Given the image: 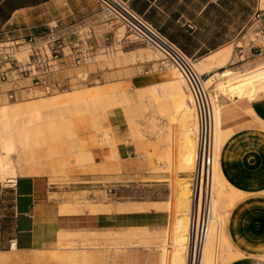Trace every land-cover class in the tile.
<instances>
[{
    "label": "crops",
    "instance_id": "1",
    "mask_svg": "<svg viewBox=\"0 0 264 264\" xmlns=\"http://www.w3.org/2000/svg\"><path fill=\"white\" fill-rule=\"evenodd\" d=\"M124 1L149 21L157 22L160 26L166 22H174L176 29L193 35L198 29L193 22L202 18V15L207 13L208 6L217 3L218 0ZM53 23L64 29L84 27L91 30L93 32L91 42L95 52L107 44L105 37L111 38L112 41H108L110 45L116 42V22L106 18L102 7L94 0H0V37L2 38L19 39L37 35L45 32ZM263 72L264 69L256 76L245 80L240 76L225 79L219 84L215 95L218 102L228 93H236L237 96L232 102L222 107L220 105L218 108L219 157L221 154L218 173L240 197L230 207L233 208L229 213L227 232L225 219L224 234L232 246L234 255V258L225 264H264ZM118 88H121V92H125L130 86L126 84L113 87L96 86L91 88L95 90L94 92L87 91L82 94L71 92L60 96L58 100L63 104L81 103L87 99L89 101L92 98H99L93 94H109ZM185 95L187 94L178 96ZM170 100H173L178 108L177 119L182 126V166L190 169L192 154L187 152V149L191 146L192 138L183 133L188 131V126L182 125L180 116L182 112L189 110V105L185 99ZM124 112L110 114L105 124V127L111 130L116 142L118 160L115 162L109 160L114 153L113 149L102 146L98 135L90 126L83 123L80 127L81 147L91 154L95 167L112 169L115 166L120 169L119 174L115 176L104 175L98 178H119L122 188H129L133 186L131 184H137V187L169 186L173 173L165 171L166 166L159 160L166 146L160 143V137L156 135L150 137L144 132V129L150 126L151 120L157 121L159 126L161 124L156 106L148 112H143L142 115L138 114L137 118L131 121ZM33 127L15 132V151L17 144L24 147L18 152L24 153L27 150V140ZM52 128L53 126L48 127V133H53L49 130ZM12 170L14 180L7 182L13 184H3V163L0 159V244L5 245L4 248H0V264H60L58 240L59 244L62 242L68 244L75 236L84 237L82 233L68 232L73 228H91L100 231L124 229L120 238L127 237L126 234L142 233L140 229L161 230L169 224L168 211L176 209L168 206L167 209L162 210L159 207L169 204L177 205L178 208L179 204H186L184 198L187 196V184H184L176 192L172 203L122 201L115 204H88L83 208L68 204L61 209L66 204L63 201L64 193L55 191L46 175H23L17 178L13 166ZM35 172L42 174L43 170H35ZM109 187L113 189L116 186ZM156 205H158L157 209ZM176 213L179 212H174L175 218L165 234L186 229L187 219L184 217L176 219L179 217ZM230 239L238 246L237 250ZM13 240H16L17 248L9 250L10 242ZM157 251L161 252L158 262L161 264L162 249ZM69 253L65 254L69 255ZM82 259L85 260L79 256L78 261L76 259L77 263L82 264ZM152 260L155 264L156 258L153 257ZM128 261L122 259L120 264H129ZM137 264H143L141 259L137 260Z\"/></svg>",
    "mask_w": 264,
    "mask_h": 264
},
{
    "label": "rangeland",
    "instance_id": "2",
    "mask_svg": "<svg viewBox=\"0 0 264 264\" xmlns=\"http://www.w3.org/2000/svg\"><path fill=\"white\" fill-rule=\"evenodd\" d=\"M258 7L264 8V0H218L217 3H211L208 6V11L202 15V18L193 22L198 29L193 34L192 42L188 43L185 39L179 38L180 42L192 52V56L189 58H191L192 63L197 64L198 72L206 75L207 84L211 85L214 95H216L219 84L228 79L222 78L221 72L230 70L238 74H251L252 71L258 73L264 69V54L256 57L248 55L241 60L239 55V57L236 56L235 49L240 31ZM115 22L117 28L116 42L111 45L106 42L107 44L98 52H94L84 69L73 72V75L80 71L86 73L88 80L85 83L55 94L36 93L18 102L0 98L1 106H9L35 101L41 103L43 99L46 101L57 100L60 96L67 95V93H60L67 91H73L74 94H82L87 91L94 92L95 90L91 88L96 86L113 87L119 84L130 86L129 90L125 91L126 94L128 93L126 96L121 95V88H118L109 94H93L99 99L101 98L98 103H82L80 105V102H72L62 105L65 108L60 106L59 110L47 108L35 112L37 117L33 118L34 124L32 126L34 127L31 129L27 140V150L24 153L18 152L24 147L17 144L11 161L17 172V178L23 175H46L54 190L64 193L63 201L66 204L61 209L68 204L83 208L88 204H115L122 201H165L172 203L179 188L184 184L189 185L194 170L196 122L191 96L187 94L169 97L163 88H155V92L153 87L146 84L137 88L138 83H147L151 77L169 72V69L174 67L163 61L162 55L151 46L135 41L133 36L130 37L120 22ZM128 37L129 39H127ZM111 41L110 38L109 42ZM108 46L110 48L106 49ZM201 52L207 53L200 56ZM163 62L165 63L162 64ZM162 66L164 67L161 69ZM235 97H237L235 94L228 93L226 97L220 98L219 105L222 107L224 104L232 102ZM172 98L185 99L189 105V110L182 112L180 116L182 125L188 126V131L183 133L192 138L191 146L187 149V152L192 154L190 169L182 166V126L177 119L178 108L174 101L170 100ZM118 102L123 104L124 113L130 121L136 119L138 114L142 115L143 112H148L153 106H156L161 124L159 126L157 121L151 120L150 126L144 129V132L150 137L154 135L160 137V143L166 146V150H162L159 160L166 166L165 171L173 173L169 180V186L137 187V184H131L133 186L129 188H122L119 178H98L104 175L115 176L119 174L120 169L115 166L112 169H97L93 164L91 154L85 152L81 147L79 130L83 123L90 126L98 135L100 144L113 149L114 153L109 160L117 161L116 142L111 130L106 128L105 124L108 116L115 113L112 108ZM49 126H53L52 129H49L53 131L52 134L48 133ZM217 136L219 138V131ZM219 148L220 140L219 147L216 148L215 168L217 157L218 161L221 159ZM35 170H43V173L38 174ZM215 170L214 177L217 176L215 179L225 183L226 180L218 173L219 169ZM2 183L13 184L6 181ZM109 186H116L112 189L113 195L107 193V190L111 189ZM220 188L216 189L214 184V197L215 192H221L219 199L216 200V207L217 213L219 211V213L224 214L216 216L217 218L220 217L219 220L226 219L227 232L229 213L233 208L230 207L239 196L229 184L227 186L222 185ZM115 193L116 195H114ZM184 199L186 204H179L178 208L177 205H173L172 207L176 210L168 211L170 221L167 227L161 230L140 229L143 233V237L140 239L120 238L125 231L124 229L100 231L91 228H73L72 231L68 232L82 233L84 237L75 236L68 244L64 242L59 244L58 240L57 249L60 255L58 261L60 264H78V257L82 256L85 258V260L82 259V264H120L122 259L129 260V264H137L138 259H141L143 264H153L152 258L155 257V264H158L161 252L157 250L162 249L161 264H189L187 217L179 216L176 218L184 217L187 219L185 230L165 234L169 231L170 224L175 218V211L181 214H187L189 211L188 193ZM224 221L221 222L225 228ZM216 226L214 223L213 228ZM145 232L148 234L145 235ZM140 240L143 242L141 243ZM225 240L224 247L222 246L219 251L222 254L219 255L222 258L219 264H225L234 258L232 246L227 239ZM232 244L237 250L238 246L233 242ZM4 247L5 245L1 243L0 248ZM9 250H11L10 246ZM66 252H70L69 255H66Z\"/></svg>",
    "mask_w": 264,
    "mask_h": 264
},
{
    "label": "built area",
    "instance_id": "3",
    "mask_svg": "<svg viewBox=\"0 0 264 264\" xmlns=\"http://www.w3.org/2000/svg\"><path fill=\"white\" fill-rule=\"evenodd\" d=\"M94 1L102 7L106 18L120 22L135 41L159 52L163 61L176 68L185 81L197 123L195 166L189 181L192 207L188 245L200 248L213 217L217 112L212 88L207 85L206 75L194 70L191 58L128 2ZM92 39L93 32L89 29H64L57 23L50 24L45 32L37 35L19 39L0 37V98L18 102L36 93L55 94L85 83L86 73L80 71L73 75V72L84 69L93 57ZM109 40L105 37L106 42ZM235 49L241 60L248 55L264 54V8L258 7L252 13L238 35ZM107 193L113 195V190ZM9 246H17L16 240Z\"/></svg>",
    "mask_w": 264,
    "mask_h": 264
},
{
    "label": "bare ground",
    "instance_id": "4",
    "mask_svg": "<svg viewBox=\"0 0 264 264\" xmlns=\"http://www.w3.org/2000/svg\"><path fill=\"white\" fill-rule=\"evenodd\" d=\"M196 65H197L196 63H193L194 70L198 74H201L198 72V68H196ZM169 70H170L169 72L160 73V75H158L157 77H151V79L147 83L146 82L145 83H139L136 87L137 88L141 87L144 84H146L148 86L150 85L151 87L154 88V90H155V88L159 89L161 87L165 90V92H167L166 94H168L169 97L175 96V95L189 94L187 89H186L185 81H184L183 77L181 76V74L178 72V70L176 68H171ZM256 74H257L256 71L255 72L252 71L251 74H238V73H234L230 70H225V71L220 73L222 78L241 76V78H243V80L248 79L250 77H254V76H256ZM207 83H208V80H207ZM208 86H211V85H208ZM217 90H218V88H217ZM71 92H73V91H67V92L60 93V94H66V93H71ZM158 92H159V90H158ZM127 94H126V92L121 93V95H123V96H126ZM118 95H116V96H118ZM48 99H50V98H48ZM100 99L99 98H92L89 101L87 99V101H83V102H81V104L80 103L79 104L82 105V103L88 104V103H92V102L98 103L100 101ZM43 100H41L42 101L41 103H38V101H35V102H30V103H22V104L9 105V106H7V105L1 106L0 105V159L3 163V172H2V180L3 181H6V182L12 181L13 182V180H14V178H13L14 172L12 170L10 156L15 152V132L17 130H20V129H25V128L31 127L34 124L33 118L37 117L35 115V112L40 111V110H45L47 108H53L52 110H59L61 107H64L62 105H66V104H60L58 99L57 100H48V101H46V100L43 101ZM122 105L123 104L121 102H118L113 106L112 109L115 110L116 114H120L121 112H124V107ZM219 107H220L219 102H218V100H216V112H217L216 113L217 114L216 134H218L219 126H220L219 125V114H218V108ZM195 122H196V117H195ZM196 134H197V123H196V133H195V152H196ZM218 147H219V138H218V136L217 137L215 136V149L216 148L218 149ZM217 164H218V157L216 160V168H215V163H214V170L218 169ZM194 166H195V155H194ZM216 177L217 176L214 177V182H215L214 184H215L216 189H221L220 187L222 185L223 186L228 185L226 182L222 183L219 180L215 179ZM186 192L188 193V199L190 202L189 211L187 212V214H185V213L184 214H181V213L177 214L176 213V214L179 216L187 217V219H188L187 232L189 235L190 212H191L192 204H191L190 190H189L188 184L186 186ZM215 193H216V195H215V197H213V212H212L213 217H212V221H211L210 230H209V233H208L205 241L203 242V244L201 245L200 248L197 245L191 246V244L188 245V243H187V246L190 250L189 264H219L220 259H222L219 256L221 254L219 251H220V248H222V246L224 247V240L226 239V236L224 234V225L222 224L221 221L222 220L224 221L225 218H222L223 217L222 216L221 217L222 220H219L218 218H220V217L217 218V216H216L218 214L222 215L224 213H221V212L219 213V211L217 213V207H216L217 201L216 200L219 199V195L221 192H215ZM157 206L158 205H156V209H157ZM168 206H169V208L170 207L173 208L172 207L173 205H169V204L168 205H162L159 208L164 210V209H167ZM143 209H145V208H143ZM134 210H135V208H134ZM224 216H226V215H224ZM214 223L217 226L213 228ZM224 223H225V221H224ZM144 234L146 235L148 233L145 232ZM126 235H128L127 239H130V240L140 239L143 237V233H134V234H126ZM126 235H124V236H126ZM91 240H93V239H91ZM141 240H140V242H141ZM143 241H144V239H143ZM188 242H189V237H188ZM225 242H226V240H225ZM225 245H226V243H225ZM14 248H17V246H13V248H11V249H14Z\"/></svg>",
    "mask_w": 264,
    "mask_h": 264
},
{
    "label": "trees",
    "instance_id": "5",
    "mask_svg": "<svg viewBox=\"0 0 264 264\" xmlns=\"http://www.w3.org/2000/svg\"><path fill=\"white\" fill-rule=\"evenodd\" d=\"M147 21L150 22L151 24H153L156 28H158L162 32V34H164L170 41H172L174 44H176L188 57L192 56V52L184 44H182L180 42L179 38H183L189 43V42L193 41V37H194L193 35H190L189 33H185L179 29H176L174 27V22H166V23H164L163 26H160L157 22H153V21H149V20H147ZM246 23H245V25H246ZM215 48H217V47H215ZM206 53L207 52H201L200 56H203Z\"/></svg>",
    "mask_w": 264,
    "mask_h": 264
}]
</instances>
